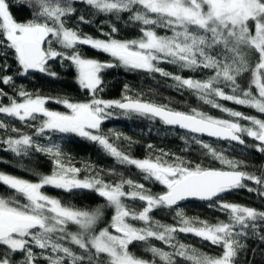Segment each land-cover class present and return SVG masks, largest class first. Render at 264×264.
<instances>
[{"label": "snow or ice", "instance_id": "obj_1", "mask_svg": "<svg viewBox=\"0 0 264 264\" xmlns=\"http://www.w3.org/2000/svg\"><path fill=\"white\" fill-rule=\"evenodd\" d=\"M75 2L16 0L17 5L31 11L27 21L18 22L8 0H0V57L3 58L0 84L11 85L15 78L5 74L11 69L9 56L18 66V76L41 73L56 78L57 73L50 65L67 61L75 69L80 89L90 96L86 101L75 102L55 99V103L67 109L61 112L46 106L52 100L50 97L33 96L22 89L9 95L0 88V97L9 101L0 104V114L33 127L30 135L15 127L8 129L0 122V129L15 134L0 143L16 157L44 154L53 164L51 174L37 173L36 182L0 172V184L12 193L0 195V264H39L41 257L47 264H179L178 258L192 264H235L238 253L245 247L243 240L256 237L264 242V210L224 202L222 196L247 188L264 197V175L241 170L246 167L243 161L228 158L196 135H193L195 143L222 167L193 166L180 157L167 159L168 153L154 158H134L118 149L100 130L102 123L113 116V110H119L124 116L158 119L166 126L245 148L254 147L264 153V119L245 115L219 102L230 101L264 114V0H79L95 13L117 18L121 13H130L128 20L139 25L140 35L123 40L112 35L119 31L115 25L109 33L101 28L107 39L82 35L68 27V21L77 11ZM78 22L90 23L83 15L78 17ZM158 28L171 34L159 35ZM79 46H89L112 60L86 58L76 50ZM162 62L211 74L205 79L184 78L165 71L159 66ZM115 68L171 78L176 88L191 91L204 105L232 119L213 117L197 108L188 112L173 110L127 94L122 99L98 97L104 87L103 73ZM245 74H248L247 86L239 82ZM46 134L50 141L57 139L52 134H60L59 139L75 135L91 141L118 164L135 167L143 180L158 183L164 191L154 195L143 183L132 179L106 182L99 175L81 179V169L65 162L60 143L37 141V137ZM246 137L257 143L247 145ZM245 181L259 188L248 187ZM46 186L68 193L90 190L104 203L91 211L79 210L45 194L42 189ZM137 200L144 205L139 211L125 203ZM190 200L207 202L210 208L225 214L227 220L209 222L185 216L178 205ZM173 208H177L174 225L162 224L151 217L156 210ZM109 209L113 212L110 220L105 216ZM136 221L143 226H135ZM102 224L105 226L101 227ZM70 226H75L76 231H69ZM178 233L193 235L219 247L221 253L212 256L199 252L178 242ZM152 239L167 245L171 251L152 245ZM134 242L144 243L152 259L131 252ZM73 246L80 251H75Z\"/></svg>", "mask_w": 264, "mask_h": 264}, {"label": "trees", "instance_id": "obj_2", "mask_svg": "<svg viewBox=\"0 0 264 264\" xmlns=\"http://www.w3.org/2000/svg\"><path fill=\"white\" fill-rule=\"evenodd\" d=\"M12 5L11 12L18 22L27 21L31 17V11L24 5H17L16 0H8ZM74 7L77 9L76 13L68 21V27H73L82 35H90L93 38L107 39L103 35L109 33L113 25L119 31L112 34L117 39H133L137 38L140 33L138 31L139 25L131 23L128 20L130 13H121L117 18L111 14L95 13L93 10L87 8L86 5L76 0ZM83 15L90 23L78 22V17ZM158 34H170L168 30L158 28ZM84 57L97 59L99 61H111L112 58L107 54L92 49L89 46H79L77 49ZM2 51V49H0ZM11 65L9 72L5 73L13 75L14 81L11 85L0 84V88L4 92L12 95L19 90H24L31 93L33 96L41 95L50 97L52 100L46 105L50 110L66 111L62 104L54 102L55 99H71L72 101H86L90 99L87 92L80 89L76 82V72L69 62L60 61L53 62L50 67L57 73L56 78L49 77L41 73H30L28 76H18L17 65L9 56L8 61ZM0 63H3V58L0 57ZM165 71L173 74L181 75L184 78L191 77L193 79H205L210 72L203 70H187L162 62L159 65ZM248 74H245L240 83L247 86ZM104 87L103 91L98 93V97L105 100L122 99L127 94L133 98H139L147 102L158 105H165L173 110L188 112L192 108H197L205 113L217 118L232 119L228 114L214 109L209 105H204L194 93L186 89L176 88L175 82L171 78L162 77L159 74H147L145 72L127 71L122 68H115L106 70L103 73ZM127 85V89H125ZM223 106L232 108L233 110L241 111L245 115L255 116L264 119V114L256 112L254 109L245 106L236 105L230 101H219ZM9 101L5 97H0V104H8ZM0 122L8 126L20 129L26 134H33V127L22 124L6 115L0 114ZM39 120L35 122L39 124ZM242 124L247 125V121H241ZM101 133L107 135L118 149L125 152L134 158L143 159L149 156L153 158L162 153L170 154L167 159H174L180 157L186 162H190L193 166L200 164L203 167L220 168L219 161L214 160L206 149H203L199 144H196L193 135L189 132L178 130L164 125L158 120H149L147 118L138 116H124L119 110H113V116L105 120L101 125ZM15 135L5 129H0V141L6 139L8 135ZM57 137L55 141L49 140V135L44 137H37L39 143L47 144L49 142L60 143L62 155L65 162L80 168L81 172L79 178L84 179L94 175H99L106 182L119 181L121 179H132L135 182L143 183L145 188L152 194H159L164 191L163 186L153 181L143 180L142 174L139 173L135 167L120 165L117 161L107 155L97 144L80 138L75 135L64 136L59 139L60 134H52ZM198 139L204 143H208L217 151H222L230 159H237L244 162L246 167L241 170L253 172L256 175H264V153L258 152L254 147H243L237 144H230L229 142H222L215 139L203 138L196 135ZM128 138V139H126ZM247 145H254L255 141L251 138H245ZM151 145V147H149ZM6 145L0 143V172L11 174L21 179H26L31 182H36L39 179L37 173L51 174L53 164L51 158L44 154H35L31 157H16L13 153L6 151ZM24 165L25 167H22ZM248 187L259 188L258 185L250 181H245ZM128 190L127 188L125 189ZM45 194L60 199L62 203L67 206L74 207L79 210L91 211L98 205L104 203L95 192L90 190H77L71 193L60 189H55L46 186L42 189ZM11 190L6 186L0 184V195H11ZM224 202L237 203L244 206L254 207L258 210H264V197H261L257 192H249L247 188L225 193L222 196ZM127 206L131 209L139 211L143 208V203L140 201H125ZM183 210L185 216L189 218H199L209 222H216L218 220H227V216L219 212V210L210 208L207 202H191L178 206ZM177 208L171 210L159 209L151 213L154 221H159L162 224L174 225L177 223L175 212ZM112 210H106L105 216L108 220L112 215ZM135 226L142 227V222H133ZM105 226L104 224L101 227ZM69 231H76L72 226ZM177 240L180 243L191 246L199 252L207 255L216 256L221 253L219 247L210 245L201 239L190 234H177ZM150 243L154 246L161 247L166 251L171 249L162 242L152 239ZM245 247L238 253L235 264H264V242L256 237H249L243 240ZM74 250L79 252L73 246ZM39 251L38 249L36 250ZM130 251L145 259H152L151 253L146 251V245L142 242H134L130 246ZM20 257H17L19 259ZM179 264H192L191 261H186L183 258H178ZM39 264H47V261L42 257Z\"/></svg>", "mask_w": 264, "mask_h": 264}, {"label": "water", "instance_id": "obj_3", "mask_svg": "<svg viewBox=\"0 0 264 264\" xmlns=\"http://www.w3.org/2000/svg\"><path fill=\"white\" fill-rule=\"evenodd\" d=\"M158 120V119H157ZM159 121V120H158ZM161 122V121H160ZM169 127H171V126H169ZM172 128H175V129H178V130H183V129H180L179 127H172ZM183 131H186V130H183ZM187 132V131H186ZM195 135H198V136H200V137H203V138H208V139H215V140H218V139H216V138H212V137H209V136H207V135H199V134H195ZM219 141H224V140H219ZM224 142H228V141H224ZM233 144H235L234 142H233ZM238 145V144H237ZM191 202H203V201H199V200H190V201H184V202H181L179 205H181V204H185V203H191ZM178 205V206H179Z\"/></svg>", "mask_w": 264, "mask_h": 264}, {"label": "rangeland", "instance_id": "obj_4", "mask_svg": "<svg viewBox=\"0 0 264 264\" xmlns=\"http://www.w3.org/2000/svg\"><path fill=\"white\" fill-rule=\"evenodd\" d=\"M164 30H167V29H164ZM158 32V31H157ZM159 33V32H158ZM171 34V33H170ZM169 33H168V35H170ZM159 35H161V34H159ZM66 111H67V109H66ZM52 197V196H51ZM55 198V197H54ZM113 214V213H112ZM72 227V226H71ZM74 228H75V226H73ZM75 230H76V228H75Z\"/></svg>", "mask_w": 264, "mask_h": 264}]
</instances>
